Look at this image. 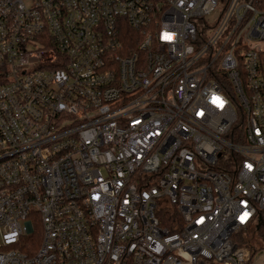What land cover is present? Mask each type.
<instances>
[{
    "label": "built area",
    "instance_id": "obj_1",
    "mask_svg": "<svg viewBox=\"0 0 264 264\" xmlns=\"http://www.w3.org/2000/svg\"><path fill=\"white\" fill-rule=\"evenodd\" d=\"M260 4L0 0V264H251Z\"/></svg>",
    "mask_w": 264,
    "mask_h": 264
},
{
    "label": "trees",
    "instance_id": "obj_2",
    "mask_svg": "<svg viewBox=\"0 0 264 264\" xmlns=\"http://www.w3.org/2000/svg\"><path fill=\"white\" fill-rule=\"evenodd\" d=\"M261 4L264 5V0H260ZM168 217V219H173L176 217L178 219V214L176 210L169 209L164 210L162 209L159 213V216H162L165 218ZM260 221L257 222L255 225L248 227L246 229L239 230L235 234V238L237 242L241 245L247 246L251 251V261L253 259V256L259 252L264 251V213L260 214L259 217ZM165 221V220H164ZM169 221H166V224Z\"/></svg>",
    "mask_w": 264,
    "mask_h": 264
},
{
    "label": "rangeland",
    "instance_id": "obj_3",
    "mask_svg": "<svg viewBox=\"0 0 264 264\" xmlns=\"http://www.w3.org/2000/svg\"><path fill=\"white\" fill-rule=\"evenodd\" d=\"M260 7L264 9V5L260 4ZM251 264H264V251L257 252L251 261Z\"/></svg>",
    "mask_w": 264,
    "mask_h": 264
}]
</instances>
